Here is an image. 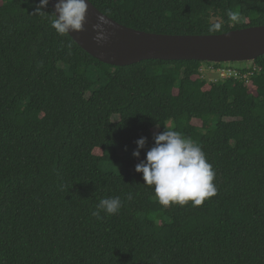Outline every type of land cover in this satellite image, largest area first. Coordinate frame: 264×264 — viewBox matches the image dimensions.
<instances>
[{"label":"trees","instance_id":"trees-1","mask_svg":"<svg viewBox=\"0 0 264 264\" xmlns=\"http://www.w3.org/2000/svg\"><path fill=\"white\" fill-rule=\"evenodd\" d=\"M39 2L0 0V264H264V56L113 66L58 35ZM89 2L155 34L264 26V0ZM206 65L243 77L209 81ZM166 129L212 166L200 206L165 208L135 171ZM115 196L118 214L91 215Z\"/></svg>","mask_w":264,"mask_h":264},{"label":"clouds","instance_id":"clouds-1","mask_svg":"<svg viewBox=\"0 0 264 264\" xmlns=\"http://www.w3.org/2000/svg\"><path fill=\"white\" fill-rule=\"evenodd\" d=\"M48 4L49 0H40L36 13L43 12ZM86 14V0H57L51 27L60 36L68 35L72 31H83ZM229 15L232 19L236 18L235 14ZM107 23L103 16H99L97 23L92 26L97 43L107 40ZM153 140L154 146L146 152V158L136 165L135 171L142 173L144 184L153 188L156 199L162 206H184L191 202L192 206L196 207L215 195V173L202 148L191 138L166 129L154 134ZM135 143L137 147L132 155L139 159L140 151L147 144V138L141 137ZM126 199H131V194ZM123 206L124 201L119 196L104 198L99 201L91 215L101 220L102 212L106 215H116Z\"/></svg>","mask_w":264,"mask_h":264},{"label":"water","instance_id":"water-1","mask_svg":"<svg viewBox=\"0 0 264 264\" xmlns=\"http://www.w3.org/2000/svg\"><path fill=\"white\" fill-rule=\"evenodd\" d=\"M57 0H49L55 11ZM87 14L83 31L68 35L97 60L113 65L128 66L144 60L199 61L227 63L254 61L264 56V26L232 30L216 35L155 34L128 28L119 24L86 0ZM107 20L105 42L94 40L93 25L97 18Z\"/></svg>","mask_w":264,"mask_h":264},{"label":"built area","instance_id":"built-area-1","mask_svg":"<svg viewBox=\"0 0 264 264\" xmlns=\"http://www.w3.org/2000/svg\"><path fill=\"white\" fill-rule=\"evenodd\" d=\"M199 73L201 74L202 77H207V75L210 73L212 75H214V77L208 79V78H205V79H208L209 81L210 80H219L220 78L221 79H225V78H242L243 75H241L238 71L236 70H232V69H223V68H215L214 66L210 65H206V66H202L200 68V71ZM245 75V74H244ZM248 75H251V73L247 74ZM248 78H246V83L248 82Z\"/></svg>","mask_w":264,"mask_h":264},{"label":"rangeland","instance_id":"rangeland-1","mask_svg":"<svg viewBox=\"0 0 264 264\" xmlns=\"http://www.w3.org/2000/svg\"><path fill=\"white\" fill-rule=\"evenodd\" d=\"M237 64H240V65H243L242 63H237ZM212 77H214V75H212V74H208L207 75V77H205V78H208V79H210V78H212ZM250 81H248L247 82V84L249 83ZM114 122H116L117 120H118V117H113V119H112ZM215 118H213V121L215 122ZM226 121H230V119H225ZM194 124L195 125H197V126H200L201 125V122L200 121H194ZM158 129H155L154 131L156 132ZM122 170V168L120 167H117V168H115V171H117V172H120Z\"/></svg>","mask_w":264,"mask_h":264}]
</instances>
